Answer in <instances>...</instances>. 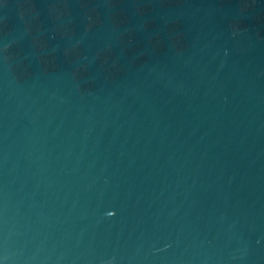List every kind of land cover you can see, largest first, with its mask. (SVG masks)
<instances>
[{
    "label": "water",
    "instance_id": "water-1",
    "mask_svg": "<svg viewBox=\"0 0 264 264\" xmlns=\"http://www.w3.org/2000/svg\"><path fill=\"white\" fill-rule=\"evenodd\" d=\"M0 264H264V0H0Z\"/></svg>",
    "mask_w": 264,
    "mask_h": 264
}]
</instances>
